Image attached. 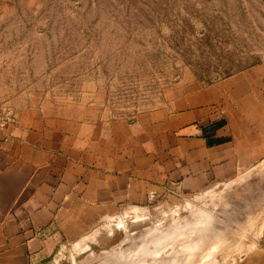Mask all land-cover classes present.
I'll return each mask as SVG.
<instances>
[{"label": "rangeland", "instance_id": "374dc122", "mask_svg": "<svg viewBox=\"0 0 264 264\" xmlns=\"http://www.w3.org/2000/svg\"><path fill=\"white\" fill-rule=\"evenodd\" d=\"M257 65L264 0H0V110L95 94L132 118L182 84ZM260 243L264 155L198 192L122 208L47 264H235Z\"/></svg>", "mask_w": 264, "mask_h": 264}, {"label": "crops", "instance_id": "0c3cea01", "mask_svg": "<svg viewBox=\"0 0 264 264\" xmlns=\"http://www.w3.org/2000/svg\"><path fill=\"white\" fill-rule=\"evenodd\" d=\"M132 118L95 94L0 126V264H47L122 208L233 178L264 155V65L179 86ZM235 264H264V243Z\"/></svg>", "mask_w": 264, "mask_h": 264}, {"label": "built area", "instance_id": "2783aa9c", "mask_svg": "<svg viewBox=\"0 0 264 264\" xmlns=\"http://www.w3.org/2000/svg\"><path fill=\"white\" fill-rule=\"evenodd\" d=\"M16 120V114L14 109L12 108H5L0 110V126H8L13 124Z\"/></svg>", "mask_w": 264, "mask_h": 264}, {"label": "bare ground", "instance_id": "6f19581e", "mask_svg": "<svg viewBox=\"0 0 264 264\" xmlns=\"http://www.w3.org/2000/svg\"><path fill=\"white\" fill-rule=\"evenodd\" d=\"M203 220H204V219H203ZM200 221H201V220H200ZM201 222H203V221H201ZM262 228H263V227H262ZM261 234H262V233H261ZM162 235H163V234H162ZM157 241H158V240H157ZM154 243H155V242H154ZM253 245H254V244H253ZM241 246L243 247V245H241ZM241 246H240V247H241ZM146 247H147V246H146ZM187 247H188V246H187ZM235 248H236V246L233 247V250H234ZM186 249H187V248H186ZM189 249H190V248H189ZM241 249H242V248H241ZM241 249H240V250H241ZM250 249H251V248H250ZM184 250H185V249H184ZM236 250H237V248H236ZM240 250H238V251H240ZM226 251H227V250H226ZM182 252H183V251H182ZM173 253H174V252H173ZM173 253H172V255H173ZM180 253H181V252H180ZM236 253H237V252H236ZM229 256H230V255H229ZM216 257H217V256H216ZM215 260H216V259H215ZM215 260L213 261V263L215 262Z\"/></svg>", "mask_w": 264, "mask_h": 264}]
</instances>
